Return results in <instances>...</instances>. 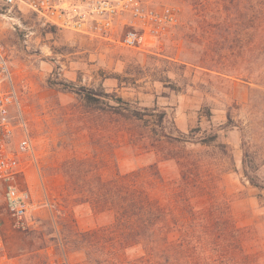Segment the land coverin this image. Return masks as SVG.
<instances>
[{"label": "rangeland", "instance_id": "obj_1", "mask_svg": "<svg viewBox=\"0 0 264 264\" xmlns=\"http://www.w3.org/2000/svg\"><path fill=\"white\" fill-rule=\"evenodd\" d=\"M190 1L142 0L144 20L124 13L101 29L92 20L85 32L58 29L0 2V41L19 98V131L34 146L16 182L37 204L29 227L16 228L0 185L6 264H66L53 236L44 234L43 220L71 219L83 231L109 222L88 204L64 202L70 188L61 164L79 155L116 165L112 173L155 164L166 181L180 179L186 162L200 159V176L210 173L231 199L242 229L232 240L242 251L233 249L228 264H264V190L250 183L243 164L247 153L250 174L264 187V46L254 48L245 28L238 35L229 4L203 13ZM165 8L177 14L175 25ZM129 32L137 35L133 46L123 42ZM50 79L70 87L52 88ZM88 89L100 100L98 108L77 94ZM106 93L153 116L134 123L111 114L109 105L116 104H108ZM156 133L166 137L158 140ZM213 135L216 148L204 146ZM84 260L72 252L67 264Z\"/></svg>", "mask_w": 264, "mask_h": 264}, {"label": "trees", "instance_id": "obj_2", "mask_svg": "<svg viewBox=\"0 0 264 264\" xmlns=\"http://www.w3.org/2000/svg\"><path fill=\"white\" fill-rule=\"evenodd\" d=\"M190 2L195 11L200 7L203 13L222 11L229 4L237 15L233 25L238 27V35L245 28L254 48L264 46V0ZM49 85L59 90L70 87L51 79ZM77 94L98 108L100 100L93 90ZM104 96L108 104H116L109 105L108 112L128 121L136 123L153 116L121 97L109 93ZM158 117L163 124L167 114L163 112ZM156 134L158 140L166 137ZM217 138L210 136L203 145L215 147ZM246 158L247 153L243 160L245 176L253 186L264 190L250 174ZM114 166L109 162L100 166L95 156L80 155L61 164L70 188L64 202L72 199L75 205L88 204L94 213L109 218L106 225L87 231L79 230L71 219L59 223L42 221L44 234L53 236L66 264L72 252L84 254V262L78 264H228L233 249L242 251L238 245H243L232 241L242 232L232 212V201L210 173L200 176V159L186 162L180 179L173 181H166L155 164L123 174L112 173ZM66 233L71 236L67 243Z\"/></svg>", "mask_w": 264, "mask_h": 264}, {"label": "built area", "instance_id": "obj_3", "mask_svg": "<svg viewBox=\"0 0 264 264\" xmlns=\"http://www.w3.org/2000/svg\"><path fill=\"white\" fill-rule=\"evenodd\" d=\"M10 10L29 12L53 27L74 32L91 30V21L95 20L101 29L111 26L124 13H130L143 19L142 0H0ZM173 9L165 8L168 23L175 25L178 21ZM144 20V19H143ZM88 28V29H87ZM124 44L135 45L137 35L129 32ZM19 98L13 82L10 57L0 41V185L3 186L5 209L14 226L26 229L33 220L37 209L32 193L19 188L17 177L24 173L26 158L34 157L31 138L21 134L16 111ZM22 135V136H21ZM45 206L44 204L40 207ZM7 255L4 248L2 222L0 219V264H6Z\"/></svg>", "mask_w": 264, "mask_h": 264}]
</instances>
